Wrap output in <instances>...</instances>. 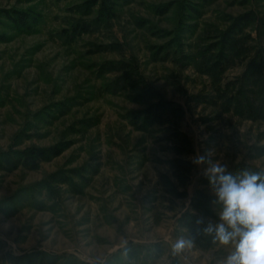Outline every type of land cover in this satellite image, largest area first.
<instances>
[{"label":"rangeland","instance_id":"rangeland-1","mask_svg":"<svg viewBox=\"0 0 264 264\" xmlns=\"http://www.w3.org/2000/svg\"><path fill=\"white\" fill-rule=\"evenodd\" d=\"M209 153L264 171V0H0V264H221Z\"/></svg>","mask_w":264,"mask_h":264},{"label":"clouds","instance_id":"clouds-1","mask_svg":"<svg viewBox=\"0 0 264 264\" xmlns=\"http://www.w3.org/2000/svg\"><path fill=\"white\" fill-rule=\"evenodd\" d=\"M210 155L192 160L195 165L208 164L204 174L214 202L222 205L219 222L209 223L204 232L213 237V244L230 247L221 264H264V171L244 170L234 175L226 164L212 162ZM197 223H204L203 218ZM193 247L194 237H180L170 245L171 255L179 257Z\"/></svg>","mask_w":264,"mask_h":264},{"label":"trees","instance_id":"trees-1","mask_svg":"<svg viewBox=\"0 0 264 264\" xmlns=\"http://www.w3.org/2000/svg\"><path fill=\"white\" fill-rule=\"evenodd\" d=\"M234 42H232V41H230V40H228L227 42H226V46L228 47V50H234ZM236 51V50H235ZM225 58V57H224ZM228 57H226V59H227Z\"/></svg>","mask_w":264,"mask_h":264}]
</instances>
